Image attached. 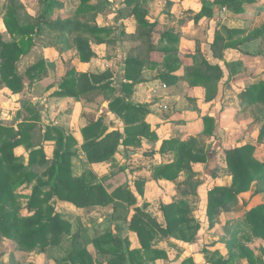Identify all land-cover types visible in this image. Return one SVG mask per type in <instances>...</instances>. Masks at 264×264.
<instances>
[{
  "label": "trees",
  "instance_id": "trees-1",
  "mask_svg": "<svg viewBox=\"0 0 264 264\" xmlns=\"http://www.w3.org/2000/svg\"><path fill=\"white\" fill-rule=\"evenodd\" d=\"M104 1L76 0L71 17L58 18L54 22H50L45 18L52 15L54 7L60 8L63 4L58 0H47L44 2L45 7L40 15L36 17L29 15L27 16L28 20L24 22L18 12L22 6L17 5L16 0H9L8 13L3 18V22L7 31L12 33L14 38L15 35H20L21 39L20 42L9 43L4 41L0 35V81L3 85L14 93L21 92L24 81L31 85L46 74L44 61L28 66L22 75L17 70V61L31 48L33 35L41 33L45 27L50 31L59 32L61 50L74 45L79 60L88 62L91 57L96 55L90 40L99 44H108L111 42L110 38L113 37L111 35L114 33V27L98 26L95 23L97 14L105 10ZM243 1L212 0L210 4L201 6L193 21L197 22L204 15L211 13L212 4L224 3L232 12H243L245 9ZM246 1L253 2V0ZM125 4L130 8L124 16L134 19L137 37L151 42L153 30L159 24L158 20L147 17V10L140 0H125ZM81 15H90L91 23L88 20L80 19L78 16ZM242 32V29L226 27L215 31L214 40L210 44L212 56L221 58L218 51L220 48L237 47L243 43L246 40L245 37L235 38ZM263 33L264 29L256 35ZM179 37L174 29L160 32L159 41H166L167 45L161 50L163 71L159 73V77L166 84H172L176 80L174 71L182 69L180 64L181 61H184L186 63L183 66L184 80L189 86L200 88L204 102L215 100L218 96L219 80L223 76L220 65L210 61L202 49L203 44L197 39L193 41L196 42L195 50L186 52L180 60L177 56L179 50L176 46ZM70 38L73 44H70ZM144 65L145 61L139 56H127L124 78L130 83H124L120 89L111 86L109 70L91 73L77 71L71 67L66 71L59 84L58 95L70 96L78 100L89 92L100 91L108 101V109L121 117L125 124L123 134L119 130L107 132V127L103 124L101 116L86 118L87 124L81 130L83 137L81 150L89 163L113 159L120 143L140 145L142 138L157 139L156 133L150 130L149 125L144 121V115L148 112L147 106L132 104L121 95H127V91L140 81ZM224 65L230 74L236 73L237 64L235 62H224ZM251 89L252 91L244 92L243 99L249 103L264 105V80L253 83ZM202 121L203 132L212 124L213 119L210 116H203ZM35 127L36 122L29 120L20 122L16 129L0 125V232L4 237L22 244L25 249H33L36 245H40L43 250L48 246L62 242L64 237L71 233L72 224L55 212L54 206L50 203L53 195L77 207L107 206L112 203L114 198L121 199L128 204L134 203L135 197L126 186H119L108 193L100 183H93L95 176L90 172L85 170L86 172H82L81 175H74L72 158L75 156L73 146L76 141L69 134H63L62 129L55 126H47L42 134L44 141L55 143L53 157H48L43 147L38 146L35 142ZM196 141L193 136L189 140L177 138L163 140L159 152L170 150L173 160L154 167V177H163L171 181L181 171L196 173L193 170L194 162L203 163L206 161V157L195 150ZM21 145L29 150L26 163L21 156H16L13 152L15 147ZM254 151L253 144L244 143L225 152V164L231 175V183L229 186L215 185L207 192L206 216L210 228L215 225L220 211L225 210L232 201L239 199L255 179L263 177L264 161L259 160L254 155ZM40 167L42 170L39 169ZM35 168L38 169L37 172ZM190 176L189 173L186 174V178ZM34 177L38 182L33 185L25 206L32 213L30 216H21L19 212L22 207L17 201L21 196L16 191L24 183H31ZM192 209L184 200L171 199L162 204L164 226L161 227L141 209L135 208L134 213L130 215L129 227L137 233L141 249L129 250V246L126 244L127 247L124 250L110 247L109 250L102 248V251L111 252L115 256V260H113L115 264H125L126 253L129 254L133 263V258L140 256L142 250L149 258L151 255L166 257L163 250L151 246L155 233L152 226H155L164 236H172L186 242L192 241L200 228L199 222L192 214ZM244 219L246 227L249 226L254 235L264 240V202L246 209ZM79 237L80 235L76 234L72 238L75 241V250L67 257L71 264H94L95 261L85 244L77 243ZM107 237H109V233L104 232L101 236L93 238L94 245L98 246V242ZM233 248L238 250V256L245 258L248 264H264L262 257L255 256L241 243H231L227 246V249ZM203 251L207 261L211 264H233L234 253L229 258H223L217 250L211 252L204 248ZM179 264H194V262L191 258H185Z\"/></svg>",
  "mask_w": 264,
  "mask_h": 264
},
{
  "label": "rangeland",
  "instance_id": "rangeland-1",
  "mask_svg": "<svg viewBox=\"0 0 264 264\" xmlns=\"http://www.w3.org/2000/svg\"><path fill=\"white\" fill-rule=\"evenodd\" d=\"M8 1L9 0H0V35L4 41L16 43L20 42L21 36L15 35L14 38V35L7 31L6 25L3 22V18L8 13ZM45 1L47 0H16L17 5L22 6L18 12L23 21L26 22L28 20L27 16L29 15L33 17L40 15L45 7ZM110 1L111 0L104 1L105 8H109L108 3H110ZM113 1H115V3L110 6L117 11L120 10L118 18H120L121 15H125V11H121L123 0H112V2ZM166 1L168 0H163V4H166L167 10L168 6ZM211 1L212 0H188L187 8L183 10L185 12H182L187 19H184L185 21L183 19L179 20L178 27H175L176 33H178V35L181 33L178 43L176 44L179 50L177 56L180 60H182L186 52L195 50L196 42L194 43L193 41L197 39L203 44L202 49L204 53L207 54L210 61L219 64L223 71V76L219 80L218 96L215 100L210 102L203 101L200 88L191 87L187 81L184 80L183 66L186 65L184 61H181L180 64L182 69L174 71L176 76L174 82L177 84L174 86V93H178V96L185 99L187 102V105L185 104L182 106L183 109H189L194 115L193 119H198V121L201 122L200 127H198L194 133H185V137L181 140H189L192 136L195 137L197 140V147L195 150L206 157V161L203 163L194 162L193 170H195L196 173L187 172L191 175L189 178H186V172L183 173V179L178 185L176 184L178 194L173 199L186 201L189 206L193 208L192 214H194L195 210L197 212L198 210H205L206 213L207 192L209 189L215 185H230L231 175L226 167L224 156L227 150L244 143H251L255 147L254 155L259 160L264 161V133L262 134V132H264V105L249 103L245 101L243 99L244 96H242L245 91H252L251 86L253 83L264 80V33L256 35L260 30L264 29V0H253L252 3H248V1L244 0L243 4L245 9L240 13L232 12L224 3L212 4L211 13L204 15L197 22L193 21L194 16L199 12L201 6L203 4H210ZM63 2L66 4H63L60 8L54 7L52 9V15L45 18V20L54 22L58 18L66 19L71 17L72 10L76 5V0H64ZM170 7L172 8V6ZM78 17L82 20H88L90 23L92 21L90 15H81ZM117 21L118 20H115V22ZM115 22L112 24L114 33L111 35L113 37L110 38V43L99 44L90 40L91 45L93 44L98 51H104L106 49L105 52L107 54H109V52L116 54L117 51H121V53L119 52V57L116 55L118 62H120L124 56L122 54L124 50L127 52V56H139L145 63H152L155 61L151 59L152 57H162L161 50L167 45L166 41H159V34L164 30L162 26L158 24V26L154 28L151 35V42H148L137 37L136 28L131 27V30H128V24ZM221 27L242 29L243 32L235 36V38L245 37L246 40L237 45V47L220 48L218 51L221 54V58H214L212 56L210 44L214 40L215 31H219ZM183 32H186V36L182 35ZM59 38V32L50 31L46 27L41 33L33 35V44L31 48L27 53L21 55L17 61L18 72L22 75L27 66L44 61L46 74L42 76L40 80L46 78L50 79V82L55 81L56 83L63 80L66 71L74 67L73 62L77 59L79 60V57L74 45L61 50V41ZM69 42L73 44L71 38ZM224 62H235L237 64L236 73L230 74ZM161 66L159 67L161 68ZM96 68L94 67L93 70ZM109 72L112 78L114 74L111 71ZM111 82L113 83V80ZM225 82H227V85H225ZM38 91L42 90L38 89ZM198 95H201V97ZM105 101L108 102L100 91L89 92L83 95L81 99H75V108H71L68 114H72V111L77 109L78 112H82L83 117L87 116L85 120L89 117L97 118L96 114H103L101 108L102 103ZM37 103L36 101V104ZM36 104L34 109L35 119L37 120L38 105ZM177 105H179V107L175 105L172 109V111H174V117L172 119H169L171 115L168 116L170 111L165 109L164 106H160V108L163 109L160 111L161 115H158V118L163 120V122H176L185 119V115L188 114L186 112H180L182 108L181 103L178 102ZM180 113H183V115ZM203 116L212 117L213 122L202 132ZM34 131L36 144L42 146L43 149H47V152H49L48 157L52 158L55 143H45L42 139L41 129H36L35 127ZM63 134H65V131ZM152 151H155V149L152 148ZM148 152H150V150L146 151L145 154ZM20 156L23 158L22 154ZM83 168L84 167H77L76 170L72 168V171L74 173ZM39 169L42 170L41 167ZM84 169H87V167ZM37 170L38 169L35 168L36 172ZM41 170L38 172L40 173ZM86 171L94 175L91 170L87 169ZM37 182V179L34 177L31 183H24L16 191L17 194L21 196L17 200L22 207L19 212L21 216H30L32 213L28 208H25V206L31 194L32 187ZM54 200H56L55 195L51 198L50 203L54 206V209L56 207L59 210L60 208L56 206ZM169 200V198L165 199L167 202ZM263 202L264 175L261 178L255 179V181L249 185L248 190L240 195L239 199L232 201L225 210L218 213L216 222L220 224L221 228H215L214 231L210 232L212 236L209 235L208 237V234H206L207 243L203 245L204 248L206 247L211 252L214 250L219 251L223 258H229V256L234 253L233 264H243L242 261L246 259L238 256V250L236 248L227 249V246L231 243H241L245 248L250 249L255 256L262 257L264 261V240L254 235L249 226L248 228L246 227V221L244 219L246 209ZM55 212L57 211L55 210ZM67 212H69L68 214L70 216H68L67 213L65 214L70 218V221L68 219L66 220L72 224L71 233L65 236L62 242L48 246L43 250L40 245H36L33 249H25L22 244L4 237L0 232V264H71L67 255L75 250V241L72 238L76 234H81V229L78 228L79 224L83 223V226H87L93 222V218H97L99 215L93 214L91 217L90 214H83V216L80 215L79 217L72 210ZM61 217L64 218V216ZM80 218H82L81 221ZM195 218L198 221V218ZM105 226L106 225H104V227ZM208 228L211 229L209 224ZM99 232H101V230ZM213 237L215 238L213 239ZM247 237H249V239H247ZM78 239L77 243H82V241Z\"/></svg>",
  "mask_w": 264,
  "mask_h": 264
},
{
  "label": "crops",
  "instance_id": "crops-1",
  "mask_svg": "<svg viewBox=\"0 0 264 264\" xmlns=\"http://www.w3.org/2000/svg\"><path fill=\"white\" fill-rule=\"evenodd\" d=\"M60 1L62 4H66L63 2L64 0ZM187 1L188 0H168L166 1L168 6L167 10L166 4H163V0H140V3L147 10L148 18L157 19L159 25L162 26L164 30L174 29L176 31L175 27H178L179 20L187 19L182 14V12H185L183 10L187 8ZM114 3L115 1L112 2L111 0L110 3H108L109 8H105L104 12L97 14L95 23L98 26L112 27V24H114L113 22L118 20V23L128 24V30H131V27L135 28L133 18L124 15L118 18L120 10L117 11L110 6ZM169 5L172 6V8ZM121 7V11L124 10L125 13H127L130 8L126 6L125 0H123ZM186 32H183L182 35L186 36ZM179 36H181V33ZM91 46L96 52V55L92 57L89 62H82L78 59L74 61L73 66L77 71L98 73L109 70L114 74L110 79L111 81L113 80L111 86L116 89L122 88L123 84L126 82L130 83V81L124 78L125 59L127 57V52L125 50L122 51L124 56L121 61L118 62L116 55L119 57L121 51H119L120 53L117 51L116 54L113 52L107 54L105 52L106 49L104 51H98L93 44ZM151 59L155 61L152 63H145L142 67L140 81L135 83L133 87L127 91V95H121H123L126 101L132 104L147 106L148 112L144 115V121L149 125L150 130L156 133L157 139L147 140L142 138L140 145H124L120 143L117 146L113 159L97 163H89L84 152L81 150V145L83 143L81 130L87 124L85 120L87 116L83 117L82 112H78L77 109L73 110L72 114H68L71 108H75V99L70 96L57 94L60 90L59 84L62 80L56 83L55 81L50 82V79L44 78L31 85H29L27 81H24L23 90L16 93L12 92L0 81V125L11 126L16 129L17 125L24 120H29L31 122L35 121L37 124L36 129H41V135L44 133L47 126H56L62 129L63 132L65 131L66 135L70 134L76 141V144L73 146V150L75 151V156L72 158L73 170H76L77 167H87V169L94 173L95 180L93 183H100L108 193H111L119 186H126L134 195L135 201L131 204L121 199L114 198L110 205H94L88 207H77L55 196L56 200L54 201L56 206L60 208L58 210L55 207V210L69 221L70 218H68L65 213L68 214L69 212L67 211L70 210L74 211L79 217L80 215L83 216V214H90L91 217L93 214L100 216L93 218L91 224L83 226L82 223L79 224L78 227L81 229V234H79L80 238L78 240L86 244V248L93 261H95L94 264H115L113 262L115 256L111 252H103L102 248L109 250L110 247H116L117 250H124L127 247L126 244H128L129 250L141 249L137 233L129 227L130 215L134 213L135 208L141 209V211L154 219L159 226H164L161 205L167 202L165 199L169 198L171 200L177 196L176 186L183 179V172H179L171 181L163 177L155 178L154 167L167 164L173 160V154L170 150L160 153L159 148L163 140L170 138L181 140L186 134L194 133L201 125L198 119H193L194 115L189 109V111L183 109L182 106L185 104L187 105V102L185 99L179 97L178 93H174V86L177 84H175V82L166 84L159 77V73L163 71V67L161 66L162 58L158 56L152 57ZM159 66H161V68ZM94 67L97 68L93 70ZM38 89L42 91H38ZM198 96L201 97V95ZM36 101L38 102L37 104ZM178 102L181 103L182 107L180 112H186L188 114L185 115V119L176 122H163V120L158 118V115H161L160 111L163 109L160 108V106H164L165 109L170 111L168 114V116L171 115L169 119H172L174 117V111H172V109L175 105L179 107V105H177ZM35 104L38 105L37 120L35 119ZM107 104L108 102L106 101L102 103L101 111H103V114H96V116L102 117L103 124L107 127V132L119 130L123 134L125 125L123 119L111 112ZM180 114L183 115V113ZM44 142L47 144L54 143L53 141ZM152 148H154L155 151H152ZM148 150H150V152L145 154ZM44 151L46 155L49 156L47 149H44ZM13 152L16 156L22 154L24 162H27L28 149H25L23 146H17L14 148ZM84 168L82 169L83 171L87 170ZM82 170L74 172V175H81L83 172ZM68 216L70 215L68 214ZM193 216L198 218L200 224V228L194 240L186 242L172 236H164L155 226H152V228L155 229V233L151 241V246L152 248L163 250L166 257L151 255L149 258L145 256L142 250L140 251V256H135L133 258V263L131 262L129 254L126 253L124 263L179 264L183 259L191 258L194 264H211L206 259L203 245L207 243L206 234H208V237L209 235L212 236L210 232L214 231L215 228H219L220 224L216 222L215 225L209 229L205 210H198V212L195 210ZM81 220L82 218H80V221ZM104 225L106 226L104 227ZM100 230L101 232H99ZM104 232H108L109 237L98 242V246H95L93 238L101 236ZM214 238L215 237H213V239ZM245 262L247 263L246 260L242 261L243 264H246Z\"/></svg>",
  "mask_w": 264,
  "mask_h": 264
},
{
  "label": "built area",
  "instance_id": "built-area-1",
  "mask_svg": "<svg viewBox=\"0 0 264 264\" xmlns=\"http://www.w3.org/2000/svg\"><path fill=\"white\" fill-rule=\"evenodd\" d=\"M155 92V91H154Z\"/></svg>",
  "mask_w": 264,
  "mask_h": 264
}]
</instances>
